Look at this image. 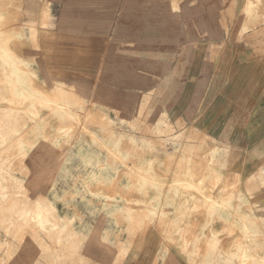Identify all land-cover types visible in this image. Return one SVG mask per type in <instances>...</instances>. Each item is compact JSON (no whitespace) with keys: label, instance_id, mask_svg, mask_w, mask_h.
<instances>
[{"label":"rangeland","instance_id":"1","mask_svg":"<svg viewBox=\"0 0 264 264\" xmlns=\"http://www.w3.org/2000/svg\"><path fill=\"white\" fill-rule=\"evenodd\" d=\"M53 1L0 0V264H264L261 163L168 111L194 45L264 81V0H149L143 46L57 43Z\"/></svg>","mask_w":264,"mask_h":264},{"label":"crops","instance_id":"2","mask_svg":"<svg viewBox=\"0 0 264 264\" xmlns=\"http://www.w3.org/2000/svg\"><path fill=\"white\" fill-rule=\"evenodd\" d=\"M145 1L54 0L52 7L64 11L53 15L51 35L57 43L78 38L79 42L91 45L97 37L102 41L104 36L117 34L133 38L128 45H136V33L130 25L137 19L150 20L151 3ZM120 10L127 13L123 19L130 22L128 29L119 22ZM138 36H143L144 42L147 34L144 32ZM137 45L147 43L141 45L139 41ZM194 46L189 50L185 71L177 82L168 110L170 117L219 143L233 145L235 134H240L247 155L261 163L264 172V81L261 70L259 72L253 63H246L231 74H221L213 63L212 47ZM169 48L160 45L161 57L168 55ZM165 63L168 64L166 60ZM168 68L175 71L172 65ZM259 209V205H255L253 213Z\"/></svg>","mask_w":264,"mask_h":264},{"label":"bare ground","instance_id":"3","mask_svg":"<svg viewBox=\"0 0 264 264\" xmlns=\"http://www.w3.org/2000/svg\"><path fill=\"white\" fill-rule=\"evenodd\" d=\"M7 5H9L10 6V3L8 2L7 3ZM6 9H8V10H10V7H6ZM13 27V25L11 26V28ZM7 29H10V27L9 28H7ZM11 30V29H10ZM105 116V115H104ZM201 137H203V138H205L208 142H210V141H212V139L211 138H209V137H207V136H205L204 134L201 136ZM208 151L211 153V156L208 158V159H206L207 158V156H206V162L208 163V166L209 167H211V168H214V169H216V170H218V172L221 174L222 173V169H221V167L220 166H218V164L216 165V154H217V152H218V148L217 147H213V148H211V149H208ZM202 154V153H201ZM204 154V153H203ZM176 161V160H175ZM198 162H199V160H198ZM176 163V162H175ZM197 169V168H196ZM202 169H203V167H202ZM204 170V169H203ZM203 172V171H202ZM198 172H196V174H197ZM200 174V173H199ZM193 175V174H192ZM191 175V176H192ZM201 175V174H200ZM195 176V175H194ZM231 202L232 203H236V200L234 199V198H231ZM252 203H249L248 205H251ZM29 232V231H28ZM26 234V233H25ZM28 235V234H27ZM30 235V234H29ZM184 247V246H183ZM121 249V248H120ZM182 250L184 249V248H181ZM116 251V250H115ZM181 251V250H180ZM118 253V252H117ZM117 253H115L116 254V256H117ZM121 253H119V255H120ZM121 256V255H120ZM119 256V257H120ZM122 256H123V254H122ZM117 258H118V256H117ZM120 259H121V257H120ZM119 259V260H120ZM115 260H117V259H115Z\"/></svg>","mask_w":264,"mask_h":264}]
</instances>
